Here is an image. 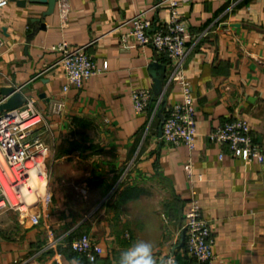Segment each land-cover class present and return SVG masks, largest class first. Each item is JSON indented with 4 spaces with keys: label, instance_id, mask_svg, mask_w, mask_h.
I'll list each match as a JSON object with an SVG mask.
<instances>
[{
    "label": "crops",
    "instance_id": "0c3cea01",
    "mask_svg": "<svg viewBox=\"0 0 264 264\" xmlns=\"http://www.w3.org/2000/svg\"><path fill=\"white\" fill-rule=\"evenodd\" d=\"M161 1L67 0L65 25L57 0L52 12L41 0H10L0 9V88H17L43 113L37 132L51 148L53 194L47 214L34 210L37 226L0 213V264H91L69 247L82 233L104 251L93 264H117L139 239L151 240L164 264L191 198L187 164L201 177L195 191L211 222L213 264H264V163H246L209 138L243 119L264 154V0H191L179 8L192 47L185 75L195 97L194 151L165 145L158 118L150 125L152 111L136 114L131 100L135 89L153 91L149 65L165 58L153 47L124 48L129 24L122 25L144 11L160 27L169 19ZM63 41L87 46L102 70L66 93L61 56L50 49ZM57 99L65 102L61 114L52 113ZM181 100L174 85L167 102ZM174 255L198 264L181 248Z\"/></svg>",
    "mask_w": 264,
    "mask_h": 264
},
{
    "label": "built area",
    "instance_id": "2783aa9c",
    "mask_svg": "<svg viewBox=\"0 0 264 264\" xmlns=\"http://www.w3.org/2000/svg\"><path fill=\"white\" fill-rule=\"evenodd\" d=\"M9 1L5 0L0 9L6 7ZM190 1L162 0L158 7L165 5L169 19L158 28H154L153 21L146 16V12L135 14L122 25L129 24L127 30L121 34L120 42L124 48L129 49L153 47L158 56L166 59L169 70L164 78L162 95L154 98L153 92L149 89H135L131 92L133 108L136 114H142L153 104L151 125L162 109L168 91L174 85L178 86L182 100L176 104L166 105V117L160 139L167 146L174 148L186 146L190 151H194L198 135L195 97L192 85L185 75V65L192 47L187 44V24L179 10L182 4ZM57 2L62 23L65 25L68 17L67 0ZM2 46L0 40V50ZM86 48L87 46L74 48L66 41L50 48L61 56L59 64L66 79L63 88L65 93L71 87L81 88L86 81L102 71L97 68ZM107 67L105 64L104 69ZM64 109V99L54 101L53 114H61ZM43 120V113L33 99H27L21 108L0 114V213L17 212L21 219L29 220L34 226L41 222L40 215L34 213V210L40 208L46 213L53 198L47 166L51 148L42 134L37 132ZM209 138L226 148L232 156L242 158L246 163H264V154L259 144L255 142L251 126L246 120L227 121L210 134ZM220 156L222 158V155ZM186 173L191 190L183 223V229L186 230L187 252L199 264H213L215 255L211 222L204 217L195 191V183L200 181L201 177L194 175L190 164L186 166ZM55 244L56 241H52L48 248L54 247ZM71 248L91 264L104 252L91 235L86 233L72 241ZM170 260L178 264L174 253L169 254L164 264H169Z\"/></svg>",
    "mask_w": 264,
    "mask_h": 264
},
{
    "label": "water",
    "instance_id": "95a60500",
    "mask_svg": "<svg viewBox=\"0 0 264 264\" xmlns=\"http://www.w3.org/2000/svg\"><path fill=\"white\" fill-rule=\"evenodd\" d=\"M11 1H16V0H11ZM41 1L49 3V7H50L49 12H52L54 10L56 0H41ZM17 3L21 6L25 5L23 1ZM166 69L167 66L165 64L157 61H154L149 65V71L154 80L153 93L155 97H158L163 93V83L166 75ZM26 102H27L26 96L22 92H20L17 88L15 87L0 88V114L21 108L26 104ZM167 104H168L167 98H165L162 104V109L159 111V115H158L161 120L159 126L160 138L162 137V126L165 119V117L162 115V111L163 109L166 108ZM185 240H186V230L183 229L181 232V237L178 247L180 248L184 247Z\"/></svg>",
    "mask_w": 264,
    "mask_h": 264
},
{
    "label": "clouds",
    "instance_id": "9594fccd",
    "mask_svg": "<svg viewBox=\"0 0 264 264\" xmlns=\"http://www.w3.org/2000/svg\"><path fill=\"white\" fill-rule=\"evenodd\" d=\"M4 2L5 0H0V6ZM154 248L155 245L151 240L139 239L120 252L117 264H157ZM169 264L174 262L170 260Z\"/></svg>",
    "mask_w": 264,
    "mask_h": 264
},
{
    "label": "trees",
    "instance_id": "16d2710c",
    "mask_svg": "<svg viewBox=\"0 0 264 264\" xmlns=\"http://www.w3.org/2000/svg\"><path fill=\"white\" fill-rule=\"evenodd\" d=\"M163 64H165L166 65V59H164L163 60ZM153 92V91H152ZM153 96H154V93H153ZM154 98H155V96H154ZM152 109H153V104H151L150 105V107L148 108V110H150V112L152 111ZM159 115V114H158ZM157 115V118H158V125H160V123H161V120H160V117ZM162 115L164 116V117H166V113H165V109H163V111H162ZM127 198H130L129 196H127V195H125L124 194V197H123V199L125 200V199H127ZM184 214H185V212H184ZM82 234H85V233H82ZM82 234H80V235H73L72 237H70V239H69V247H70V249L72 250V248H71V243H72V241H74L75 239H77V238H79ZM178 248H180V247H178ZM181 249H183V250H185V252L188 254V252H187V247H186V240H185V245H184V247H182ZM76 253V252H75ZM81 256V255H80ZM82 257H84V256H82ZM85 258V257H84ZM86 259V258H85ZM99 259V258H98ZM97 259V260H98ZM176 259H177V263L178 264H183V262H182V260L181 259H178L177 257H176ZM195 262H197L194 258H192ZM87 260V259H86ZM97 262V261H96ZM198 263V262H197ZM199 264V263H198Z\"/></svg>",
    "mask_w": 264,
    "mask_h": 264
},
{
    "label": "rangeland",
    "instance_id": "374dc122",
    "mask_svg": "<svg viewBox=\"0 0 264 264\" xmlns=\"http://www.w3.org/2000/svg\"><path fill=\"white\" fill-rule=\"evenodd\" d=\"M159 185H160V184H159ZM155 186H156V185H155ZM156 187L158 188V186H156ZM152 188H155L154 185H152ZM182 230H183V226H181L180 234H181ZM179 241H180V239H179ZM178 244H179V242H178ZM177 248H178V247H177ZM177 248L174 249V254H175V251H176Z\"/></svg>",
    "mask_w": 264,
    "mask_h": 264
}]
</instances>
